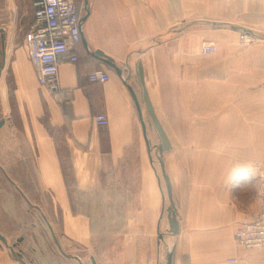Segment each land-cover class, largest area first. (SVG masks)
<instances>
[{"label":"crops","instance_id":"0c3cea01","mask_svg":"<svg viewBox=\"0 0 264 264\" xmlns=\"http://www.w3.org/2000/svg\"><path fill=\"white\" fill-rule=\"evenodd\" d=\"M79 1L78 61L61 59L57 91L40 86L24 41L3 61L0 235L6 243L0 240V264H18L9 247L26 263L29 253L44 249V216L58 248L59 231L67 241L90 242L91 217L75 211L71 186L98 190L105 163L121 161L134 144L140 117L128 87L142 115L147 89L172 145L164 161L180 222L176 264H264V248L246 249L234 236L262 206L247 163L264 162V0ZM240 28L259 39L242 45ZM203 42L217 50L203 54ZM97 51L114 60L121 76L93 56ZM101 70L109 80L91 83L89 76ZM99 114L108 117L107 126L95 125ZM53 130L62 132V143ZM146 146L149 164L143 159L138 189L143 210L146 195L157 207V171ZM140 219L145 223L144 213ZM34 261V255L28 259Z\"/></svg>","mask_w":264,"mask_h":264},{"label":"rangeland","instance_id":"374dc122","mask_svg":"<svg viewBox=\"0 0 264 264\" xmlns=\"http://www.w3.org/2000/svg\"><path fill=\"white\" fill-rule=\"evenodd\" d=\"M34 2L35 0H0V28L6 34V57L10 55L14 47L24 41L25 33L32 22L35 10ZM2 47L0 33V52ZM188 87L193 86L189 84ZM206 87L211 88L212 86ZM144 114L146 134L152 149L154 169L157 171V180L154 179L155 184L157 182V207L153 208V203L146 195L145 209L143 210L141 199H139L138 189L141 188L143 159L146 164H149V152L139 120L140 127L137 129L134 144L121 161L105 163L98 190L83 192L75 186H71L75 211L91 217L90 242L88 241L85 246V243L67 241L63 239L59 231V235H55L61 247L59 249L56 240L50 235L52 226L48 224V218L44 216V228L45 232L49 234V239L45 240L44 249L39 251L35 247L36 254L27 253L29 255L27 263L30 264L28 259L32 261L34 255L38 263L34 261L32 264H57V258L60 260L59 264H79L74 259L66 257L63 254L65 253L68 256H80L84 260L82 262L80 259L81 264H93L92 258L96 260L97 264H168V254L173 253V264H176L178 236H173L170 231L168 220L170 202L158 160L157 146L161 145V140L152 118L148 112L145 111ZM161 120L163 121L162 117ZM44 123H48L47 118ZM15 125L22 132L21 123L16 120ZM52 133L59 143H62V132L53 130ZM193 147L195 148V146ZM61 149L66 158L64 162L69 167L67 151L62 144ZM166 153H163V161ZM166 156L170 158L171 154L167 153ZM247 164L252 169L255 165L264 166L262 161H253ZM147 172H150V176L153 174L152 171H146L145 175ZM159 182L160 186H158ZM143 213L148 222L144 223L141 219L139 221ZM159 220H161V224L158 227Z\"/></svg>","mask_w":264,"mask_h":264},{"label":"built area","instance_id":"2783aa9c","mask_svg":"<svg viewBox=\"0 0 264 264\" xmlns=\"http://www.w3.org/2000/svg\"><path fill=\"white\" fill-rule=\"evenodd\" d=\"M32 22L24 36V43L30 62L35 67L41 87L51 92L58 90V74L61 59L77 62L76 48L82 42V22L84 7L79 0H35ZM239 39L242 45L258 40L256 32L240 28ZM217 50V45L203 42L201 51L210 54ZM91 83H106L109 75L106 71H96L89 76ZM98 127L109 124L105 114L94 117ZM262 206L259 214L252 221L245 223L234 232L236 241L246 249L264 248V166L255 165ZM229 259L228 262H236Z\"/></svg>","mask_w":264,"mask_h":264},{"label":"water","instance_id":"95a60500","mask_svg":"<svg viewBox=\"0 0 264 264\" xmlns=\"http://www.w3.org/2000/svg\"><path fill=\"white\" fill-rule=\"evenodd\" d=\"M0 33H1V42L3 44V49L2 51L0 52V58L3 59L4 61V58H5V50H4V45H5V37H6V34L4 32V30L2 28H0ZM93 56L101 61H103L105 64H107L109 67L113 68L117 74L119 76H121L122 74V70L119 68V66H117L114 62V60L110 57H108L107 55H105L102 51H97L93 54ZM3 68V62H0V74H1V70ZM138 70H139V77H140V80H141V83L142 85L144 86L145 84V76H144V71H143V66L141 63H139L138 65ZM130 92H131V95L135 101V104L137 106V110H138V113H139V117H140V120H141V123H142V129H143V133H144V136H145V140L147 142V145L149 146V150L151 151V148H150V142L147 138V132H146V126H145V123H144V120H143V115H142V109H141V106L139 104V101H138V98H137V95L136 93L134 92V90L130 87H128ZM143 99H144V102L146 104V109H147V112L148 114L150 115V117L152 118V121H153V124H154V127L156 128L157 132H158V135L160 137V140H161V145L157 146V149H158V152H159V156H158V160L160 162V166H161V172H162V175L164 177V180H165V183H166V191H167V196H168V200L170 202V207L168 208V220H169V225H170V231H171V234L173 236H178L180 234V222H179V219H178V214H177V207H176V204H175V201H174V197H173V190H172V185H171V182H170V179H169V176L165 170V164H164V161H163V157H162V154L164 152H167V151H170L172 149V145H171V142L165 132V129L163 128L154 108H153V105L151 103V100L149 98V94L147 92V89L144 87L143 89ZM5 124V120H0V128L2 126H4ZM0 240L4 243H6L5 241V238L3 236L0 235ZM59 248H61L59 246ZM15 261L18 263V264H27L25 261H24V258H23V255L20 253V252H15L14 251V247H9ZM66 257H69V258H74L76 259L77 261L81 262L80 259L77 257V256H68L67 254L63 253ZM92 261H93V264H97L96 263V260L94 258H92ZM168 264H173V253H169L168 254Z\"/></svg>","mask_w":264,"mask_h":264},{"label":"bare ground","instance_id":"6f19581e","mask_svg":"<svg viewBox=\"0 0 264 264\" xmlns=\"http://www.w3.org/2000/svg\"><path fill=\"white\" fill-rule=\"evenodd\" d=\"M4 50H5V58H6V48H5V45H4ZM0 62H3V59L2 58H0ZM160 155V154H159ZM162 156H163V154H162Z\"/></svg>","mask_w":264,"mask_h":264}]
</instances>
